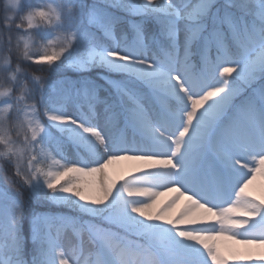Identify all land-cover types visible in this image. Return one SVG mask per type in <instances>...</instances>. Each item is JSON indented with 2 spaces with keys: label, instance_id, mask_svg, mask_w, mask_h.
<instances>
[{
  "label": "snow or ice",
  "instance_id": "obj_1",
  "mask_svg": "<svg viewBox=\"0 0 264 264\" xmlns=\"http://www.w3.org/2000/svg\"><path fill=\"white\" fill-rule=\"evenodd\" d=\"M257 175L264 0H0V264H264Z\"/></svg>",
  "mask_w": 264,
  "mask_h": 264
},
{
  "label": "rangeland",
  "instance_id": "obj_2",
  "mask_svg": "<svg viewBox=\"0 0 264 264\" xmlns=\"http://www.w3.org/2000/svg\"><path fill=\"white\" fill-rule=\"evenodd\" d=\"M146 163H150V162L134 161V160L114 161L109 166V171H110L111 175L114 178L115 177H119V176H126L128 174L133 173L135 170L143 169L145 167ZM248 190L251 191L254 195H258V196L264 195V178H262L261 176L257 175L256 180L253 182L252 185L249 186ZM173 195H175V193ZM159 198H158V201H157V204L159 203L158 206H162L165 202H167L166 199H159ZM181 201H183V203H184V199L183 198H181ZM179 207L180 206H178V205L176 206V209L173 210V214H175L179 210ZM239 247L241 249H243L244 246L243 245H239ZM254 251H255V253L257 255H259V254H261V252H264V248H259V247H255L254 246Z\"/></svg>",
  "mask_w": 264,
  "mask_h": 264
},
{
  "label": "bare ground",
  "instance_id": "obj_3",
  "mask_svg": "<svg viewBox=\"0 0 264 264\" xmlns=\"http://www.w3.org/2000/svg\"><path fill=\"white\" fill-rule=\"evenodd\" d=\"M161 191H163V190H161ZM173 194L174 193L164 192V194L161 195L159 199H166V200H168ZM182 203H183V201L180 202V204H182ZM158 205H159V203H158ZM178 206H180V205H178ZM261 254H264V252H261Z\"/></svg>",
  "mask_w": 264,
  "mask_h": 264
}]
</instances>
